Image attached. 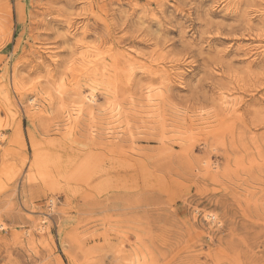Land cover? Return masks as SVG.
<instances>
[{"label": "rangeland", "instance_id": "374dc122", "mask_svg": "<svg viewBox=\"0 0 264 264\" xmlns=\"http://www.w3.org/2000/svg\"><path fill=\"white\" fill-rule=\"evenodd\" d=\"M0 264H264V0H0Z\"/></svg>", "mask_w": 264, "mask_h": 264}, {"label": "bare ground", "instance_id": "6f19581e", "mask_svg": "<svg viewBox=\"0 0 264 264\" xmlns=\"http://www.w3.org/2000/svg\"><path fill=\"white\" fill-rule=\"evenodd\" d=\"M84 99H85V101H87V102L90 103V104L95 103V99H94V97L91 96V95H86V96L84 97ZM79 109H80V107H79Z\"/></svg>", "mask_w": 264, "mask_h": 264}]
</instances>
